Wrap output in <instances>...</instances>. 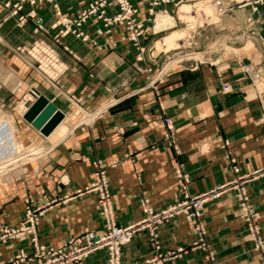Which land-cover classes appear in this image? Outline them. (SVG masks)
<instances>
[{
	"label": "crops",
	"instance_id": "1",
	"mask_svg": "<svg viewBox=\"0 0 264 264\" xmlns=\"http://www.w3.org/2000/svg\"><path fill=\"white\" fill-rule=\"evenodd\" d=\"M91 1L55 0L60 16L50 3L24 4L20 14L32 11L41 18L45 31H38L32 18L17 24V17L7 15L0 0V106L12 114L20 142L47 147L16 174L0 178V224L20 221L25 198L34 205L49 200L51 206L40 217L37 234L39 242L54 247L70 237L103 229L97 195L88 189L94 162L106 166L119 226L142 216L143 198L160 209L181 196L173 162L187 174L192 194L234 178V164L240 174L264 165V90L259 88L264 87V4L259 6V21L249 30L247 0H222L231 7L217 12L218 48L206 46L204 59L194 62L179 59L197 54L179 56L164 69V50H156L155 44L178 30L180 6L195 0L159 5L154 17L148 14L147 0H130L143 26L137 45L127 39L124 26H104L95 17L80 27L87 40L54 25L59 17L73 18ZM116 12L113 5L105 8L107 16ZM166 14L171 23L157 26L156 19ZM35 42L58 56L61 68L55 75L42 72L27 53ZM245 66L258 70L262 81L252 82L243 73ZM225 84L228 90L222 91ZM31 90L64 115L60 122L64 131L54 141L22 118L25 107L15 109L25 94L32 96ZM85 114L92 117L84 122ZM164 118L171 121L170 139L165 138ZM246 187L259 213L264 243V176ZM201 221L214 264H262L264 250L251 249L233 190L207 202ZM157 234L160 251L185 249L163 264H211L203 250L190 249L196 238L192 223L182 216L160 225ZM19 251H31L28 239L0 244V264H7ZM151 254L147 231H139L122 248L121 264L138 263ZM82 264H107L106 250L92 252Z\"/></svg>",
	"mask_w": 264,
	"mask_h": 264
},
{
	"label": "built area",
	"instance_id": "2",
	"mask_svg": "<svg viewBox=\"0 0 264 264\" xmlns=\"http://www.w3.org/2000/svg\"><path fill=\"white\" fill-rule=\"evenodd\" d=\"M216 3L217 12L221 13L230 9L223 4L222 0H213ZM38 2L50 3L57 16H60L59 8L55 0H3L2 5L8 10L7 15L16 16L17 24L24 23L28 18L34 20V30L45 31L41 18L36 17L32 11L20 14L24 4L34 5ZM176 2L174 0H147L148 14L152 17L155 15V9L162 4ZM245 4V3H244ZM246 4L250 6V14L246 18L249 30L255 26L261 17L259 6L264 4V0H247ZM108 5L116 7L117 12L112 16L105 15V8ZM137 8L130 0H92L87 6L81 9L73 18L59 17L54 25L61 24L63 32H70L75 37L87 40V36L80 30L81 25L89 17H95L103 21L104 26L121 25L128 31L127 39L138 44V38L143 32L142 23L136 19ZM249 35V34H246ZM27 53L41 65V61L58 62V56L51 48H46L42 42H35ZM42 72L43 69L40 67ZM244 74L249 77L252 82H258L263 76L258 70L250 66L243 67ZM228 85H222V91H227ZM32 100L25 94L22 101ZM11 117V115H10ZM167 132L165 138L172 137V125L169 118L162 120ZM15 137V129H10L7 119L0 120V170L6 168L11 161L20 160L19 157H28L30 152L29 145L24 150L15 151L7 143L9 139ZM20 145V144H19ZM21 146V145H20ZM27 160V159H26ZM21 161V160H20ZM19 161V162H20ZM235 162L234 159H231ZM94 177L88 189L97 195V203L99 206V215L103 219V229L100 231H88L83 234L68 238L59 246L45 245L38 240L37 226L40 217L51 206V201L44 200L37 205L29 198L24 199L23 216L15 225L0 224V244L9 240L28 239L31 244V251L26 253L19 251L12 256L7 264H82L83 260L92 252L105 249L107 252V264H121V250L128 244L133 235L139 231H147L150 241L154 246V254L146 259L143 263L138 264H160L165 259L174 256L173 251L162 255L157 251V229L160 225L169 222L176 216H183L187 220L193 221L194 230L197 239L193 245H200L206 251V258L212 259L207 250L205 241V229L200 222L204 205L218 198L225 190H234L240 218L244 221L247 230V239L254 246V250L260 252L263 249L262 236L258 224L259 214L250 203L244 184L256 177L264 176V165L260 168L251 170L250 172L240 174L239 167L234 164L232 166L236 176L226 183L214 186L212 189L199 194H190L187 190L189 183L188 176L182 171L181 164L173 162L174 176L177 179L181 197L171 204L154 209L147 198L140 201V209L142 216L126 225L119 226L116 223L113 211L114 195L110 191L106 166L100 162H94ZM0 171V177H1ZM180 250V248L178 249Z\"/></svg>",
	"mask_w": 264,
	"mask_h": 264
},
{
	"label": "rangeland",
	"instance_id": "3",
	"mask_svg": "<svg viewBox=\"0 0 264 264\" xmlns=\"http://www.w3.org/2000/svg\"><path fill=\"white\" fill-rule=\"evenodd\" d=\"M186 4L190 5V6L188 5L187 11L184 12V13L179 11L178 12L179 14L178 15L176 14V16L178 18L177 20L179 22L178 23L179 26L177 28L179 32H176L174 34L172 33V36L173 37L175 36L173 38V41H172L173 43L170 44V40H168L167 37L166 38L163 37L160 41H157L156 44H155V49L156 50H162V51L164 50L163 51L164 52L163 53V61H164V64H165L164 65V69L167 68L169 65L174 64L175 61L173 59H175V58H177L179 56H183V55H186V54H189V53L190 54H192V53L197 54L198 56H196V58H191V59L181 58V59H179L180 62H188V61L189 62H194V61H197V60H203L204 59V57H205V52L204 51H208V47H206V46H210L209 49L218 48V36L219 35H218V31H217L216 28L218 26L219 16L217 14L216 3L213 0H195L194 2H191V3L188 2ZM210 4H213V7H212V5L209 7ZM179 6L176 7L177 10H178ZM180 9H181V6H180L179 10ZM188 10H190V12ZM184 14H186L187 16H183ZM189 17H191V18H189ZM172 24H173V21H172ZM209 24H210V26H209ZM165 26H167V25H165ZM206 26H208V28H210V29L205 28ZM169 33H171V32H169ZM171 48H173V50L167 51V50H170ZM200 54H202V55L200 56ZM179 61H177V62H179ZM59 63L60 62H56V63H52V65H51L48 61H43L42 60L41 61V67L47 74L53 76L61 68L60 67L61 64H59ZM49 65L52 66V67H50ZM260 81H262V80H260ZM259 88L264 90V87H262V84L259 85ZM28 98H31V96L29 95ZM1 103L2 102H0V104ZM20 104L22 105V107H25V105H24L25 102L23 103L21 101V103H19V105L15 108L17 111L21 110V108H22V107H19ZM11 107H15V106L14 105L9 106V108H11ZM10 115L12 116L10 111L4 110L0 106V120L3 119V118H6L8 126L10 127L11 130H13L14 124L12 122V119H11ZM91 117H92L91 115L85 114L83 116V120H81V121L85 122V120H90ZM66 123H67V120H66ZM15 137H16V135H15ZM17 141L19 143H16L14 138H12V139H9L7 143L9 144V146L12 149H15V151H19L20 148H21V150H24L25 149L24 147L26 146V144L20 142V140H18V139H17ZM50 143H51V145H53L52 142H50ZM41 146H42V144H34V143H30L29 144V147H31L30 149H37V148H39ZM43 147H45V146H43ZM45 149H47V147H45ZM45 152H46V150H45ZM41 154H38L37 156H40ZM37 156H35V157H37ZM31 159L32 158H29L27 160L24 159V160H21L20 162L19 161L16 162V164H13L9 168V170L7 172L1 174L0 178H4L5 179L6 177L8 178L9 176L16 174L19 171L20 167L23 164H25L27 161L31 160ZM256 178H259V177H256ZM256 178H252V179L248 180L244 184V188L246 190V193H247V187H246L247 183L250 182L253 179H256ZM231 180H229V181H231ZM224 183H226V182H224ZM177 184H178V182H177ZM188 185H189V183H188ZM178 188H179V185H178ZM187 190H188V186H187ZM179 191H180V188H179ZM188 192H189V190H188ZM190 194H192V193H190ZM180 195H181V191H180ZM247 196H248V193H247ZM234 197H235V201H236L235 191H234ZM248 198H249V196H248ZM249 201H250V199H249ZM236 204H237V201H236ZM253 207H254V205H253ZM237 208H238V205H237ZM254 209H255V207H254ZM257 213H258V211H257ZM184 219L186 221L192 223L194 236L197 239V236H196V233H195V230H194L193 221L187 220L186 218H184ZM200 222L202 223L201 217H200ZM203 227H204V225H203ZM205 233H206V231H205ZM157 241H158V234H157ZM262 242H263V240H262ZM151 245H152V254H151V256H152L154 254V246H153L152 242H151ZM194 248H200L201 250H203L200 245H193V243H192V246H190V249H194ZM178 249L179 248H177L175 251H173L174 252V256L173 257H171L170 259L163 260L160 264H163L165 261L173 259L178 254H180V253L185 251L184 248H180V250H178ZM251 249L253 251H255L254 250V246L252 244H251ZM263 250H264V243H263V249L260 252H262ZM157 251L159 253H161L162 255H165L167 252H169V251H164V252L160 251L159 242H158ZM204 252H205V258H206V251H204ZM255 252H257V251H255ZM149 258H145L143 261L138 262V263H143V262H145L146 259H149ZM212 260L213 259H210L211 264H214ZM138 263H130V264H138ZM261 263L264 264V256L261 257Z\"/></svg>",
	"mask_w": 264,
	"mask_h": 264
},
{
	"label": "water",
	"instance_id": "4",
	"mask_svg": "<svg viewBox=\"0 0 264 264\" xmlns=\"http://www.w3.org/2000/svg\"><path fill=\"white\" fill-rule=\"evenodd\" d=\"M32 100L25 102L22 118L43 135H49L55 126V120H61L63 113L46 97L37 91H30Z\"/></svg>",
	"mask_w": 264,
	"mask_h": 264
},
{
	"label": "bare ground",
	"instance_id": "5",
	"mask_svg": "<svg viewBox=\"0 0 264 264\" xmlns=\"http://www.w3.org/2000/svg\"><path fill=\"white\" fill-rule=\"evenodd\" d=\"M212 5L213 7V4H210L209 7ZM187 8H188V4H183L181 5V9L180 11L181 12H186L187 11ZM208 8V7H207ZM190 9V8H189ZM190 12V10H188ZM179 14V13H178ZM182 16V15H181ZM183 16H187L186 14H184ZM191 18V17H189ZM166 23H171V18L170 16H167L166 15H160L157 19H156V25L157 26H163L165 25ZM176 32H179L178 30L174 31V33ZM177 36V35H176ZM172 33L170 35L167 36V39L168 40H171L172 38ZM167 45V44H166ZM157 48V47H156ZM59 62V61H58ZM51 65L52 63H56V62H53V61H50L49 62ZM60 64V63H59ZM50 66V65H49ZM52 67V66H50ZM29 96V94H27V97ZM31 99H32V96H31ZM24 103V101H22ZM25 105V104H24ZM23 105V106H24ZM19 107H22V105L20 104ZM64 119V116L61 120H58L57 119L54 121L55 122V126L53 127V130L51 131V133L47 136L49 138L50 141H54L56 140V138L64 131V125L62 123H60L62 120ZM45 147L41 146L37 149H30V152L28 153V157L27 158H24V157H19L20 160H24V159H29V158H34L35 156H37L38 154H41L43 152H45ZM18 160V161H20ZM17 160L16 161H11L9 163V165L6 167V168H2L0 171L2 172L1 174L7 172L9 170V168L13 165V164H16V162H18ZM6 175V174H5ZM6 177V176H5ZM7 179V177L5 178Z\"/></svg>",
	"mask_w": 264,
	"mask_h": 264
}]
</instances>
